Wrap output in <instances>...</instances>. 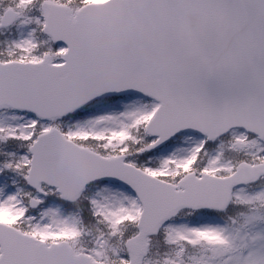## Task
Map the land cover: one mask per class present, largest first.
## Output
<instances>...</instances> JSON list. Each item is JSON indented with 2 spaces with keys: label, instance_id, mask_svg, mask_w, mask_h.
I'll return each mask as SVG.
<instances>
[{
  "label": "snow or ice",
  "instance_id": "obj_1",
  "mask_svg": "<svg viewBox=\"0 0 264 264\" xmlns=\"http://www.w3.org/2000/svg\"><path fill=\"white\" fill-rule=\"evenodd\" d=\"M0 264H264V0H0Z\"/></svg>",
  "mask_w": 264,
  "mask_h": 264
}]
</instances>
